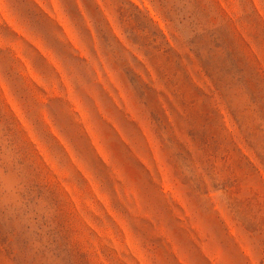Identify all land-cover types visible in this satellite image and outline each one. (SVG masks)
<instances>
[{
  "label": "rangeland",
  "instance_id": "rangeland-1",
  "mask_svg": "<svg viewBox=\"0 0 264 264\" xmlns=\"http://www.w3.org/2000/svg\"><path fill=\"white\" fill-rule=\"evenodd\" d=\"M113 2L149 61L133 57L144 77L121 54L125 81L103 55L98 29L111 21L109 0H40L45 21L33 0H0V264H264V206L235 202L242 227L211 188L215 207L201 202L206 185L197 174V165L207 173L220 162L235 177L224 187L238 172L264 177V64L237 27L264 49L259 0H227L231 15L220 0H153L196 60L146 12ZM201 72L215 92L197 83ZM18 141L35 145L37 158L13 149ZM41 158L61 180L56 159L87 178L74 197L84 244L72 245V214ZM105 164L122 187H112Z\"/></svg>",
  "mask_w": 264,
  "mask_h": 264
},
{
  "label": "clouds",
  "instance_id": "clouds-1",
  "mask_svg": "<svg viewBox=\"0 0 264 264\" xmlns=\"http://www.w3.org/2000/svg\"><path fill=\"white\" fill-rule=\"evenodd\" d=\"M147 3L151 5L150 8H146L144 6L143 0H128V4L126 5V7L131 8V6L134 5L135 8L138 9L141 13L146 12L147 16L153 22L154 26L158 28L161 33H163V36L169 41V43L173 47H176L178 45H185L183 50L188 51L189 55L192 56V59L196 60L195 53L190 51L186 45V41L188 37L182 34L181 31L177 30V28L169 20L165 12L156 3H154L153 0H147ZM33 4H34L35 12L39 15L40 18H42L43 21H45L47 17L41 7L40 0H33ZM256 6L260 8L261 13H264V0H259ZM108 7L111 10V21L108 23L107 29H103V28L98 29L100 33V38L103 42L102 46H103L104 57L109 60V63L114 66L115 70L123 77L125 81H126V75L124 68H122L117 62L121 54L123 58L127 59L128 64L131 66V68L134 69L137 73H139L140 76L144 77L143 73L141 72V68L137 66L133 57H135L137 60L141 62L143 61L144 65H147L149 62L147 57L145 56L140 46L134 43L133 40L131 39L130 25L127 22L121 20V14L118 11L117 4H115L113 0H109ZM219 10L227 12L229 15H231L233 11L232 7L229 5L227 0H220ZM25 21L32 27L36 28L29 21L27 20ZM161 23L163 24V27H161ZM114 26L118 30H114ZM237 27L239 28L240 32L244 35L245 40H247L248 43L252 45L251 54H254L255 57L258 60H260L262 64H264V49L257 48L255 44L252 43L251 38L248 37L246 33H244L243 28H241L239 25H237ZM106 34L109 36V40H110V43L108 44H106L104 39ZM96 58L99 59V57ZM84 63L92 66L90 60H85ZM93 71H94V66H93ZM201 75L203 76V82L197 81V83L201 87H205V85H207V87H205L206 91L208 89H211L213 92H215L216 86L213 84V81L203 72H201ZM128 86L131 89L130 85ZM239 90L243 92V86H241ZM214 104L219 109L222 115L225 110L229 113L228 104L224 99H222L221 95L218 92L214 97ZM21 107L22 108L25 107V104L23 102H21ZM42 107L43 105H41L40 102L37 100L36 108L40 109ZM59 109L62 112L63 117L70 120L71 125H74L75 121L72 115L69 112L65 111L64 109L63 100H61L59 103ZM169 116H171V113H169ZM61 134L64 133L62 132ZM68 138L69 137L66 136V139ZM41 139L42 142H44L43 138ZM181 139L182 141L186 142L187 146L194 153L197 151L191 138L188 137L187 134L182 136ZM69 142H71L70 139ZM4 145H5V150L8 151L9 150L7 147L8 141H5ZM158 145L160 147L161 155L167 160V163L174 169L172 164L169 162L168 155L164 151L163 145L161 144L159 139H158ZM12 147L13 149H22L37 158L35 154V145L18 141V143L16 145H13ZM65 157L70 161L71 158L67 157L66 153H65ZM38 162L47 171L49 177L53 180V182L58 185L64 200L69 206L70 212L72 214L71 233H70V239L72 245L76 246V245L84 244V238H85L84 225L81 219V213L77 209L74 197L79 196L80 193L83 191V186L87 184V178L84 177L83 173H81L79 169L75 168L74 166L71 168L67 167L65 165L64 159L55 160L57 167L61 170V173L63 174L62 180L61 177L57 176L47 164H44L42 162V158L39 159ZM105 167L108 170L107 180L111 181L112 187L115 189L116 185L118 184L122 187L125 181L122 180L119 176H116L113 170L107 164H105ZM174 171L179 182L185 187L188 195L191 197L189 189L182 182V177L177 173L175 169ZM205 173H206L205 170L203 168H200L199 165H197V174L202 177V181L206 185V191L202 193L199 197L201 202H203L204 204L205 203L212 204V207L213 208L215 207V204L210 199H208V192L209 189L211 188L218 194L219 202L231 212L234 221L238 225L242 226L239 218L236 216L232 208V205L235 202L254 201V202H258L261 206H264V177L255 178L246 173L238 172L236 173V177H239L238 181L230 187H224L225 180H227L229 177H232V173L228 170L227 166H225L220 162H217L211 171L207 172L206 175ZM232 178L235 179V177ZM107 180L106 178H104V182L108 185Z\"/></svg>",
  "mask_w": 264,
  "mask_h": 264
}]
</instances>
